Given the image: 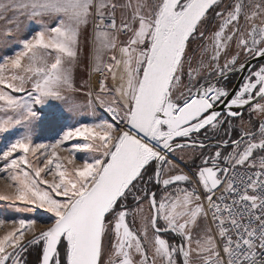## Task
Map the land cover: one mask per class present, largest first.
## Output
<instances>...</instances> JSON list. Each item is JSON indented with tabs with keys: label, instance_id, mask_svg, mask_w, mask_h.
<instances>
[{
	"label": "snow or ice",
	"instance_id": "1",
	"mask_svg": "<svg viewBox=\"0 0 264 264\" xmlns=\"http://www.w3.org/2000/svg\"><path fill=\"white\" fill-rule=\"evenodd\" d=\"M0 49V201L47 220L0 264H264V0H0ZM52 100L92 122L35 143Z\"/></svg>",
	"mask_w": 264,
	"mask_h": 264
},
{
	"label": "rangeland",
	"instance_id": "2",
	"mask_svg": "<svg viewBox=\"0 0 264 264\" xmlns=\"http://www.w3.org/2000/svg\"><path fill=\"white\" fill-rule=\"evenodd\" d=\"M20 22L22 27H26L30 32L37 30V26L34 22L29 21L28 19H21ZM15 49L13 48L12 51ZM11 54L8 50L0 49V55ZM76 80L77 83H80L82 79L86 78V73L83 70V65H80L76 69ZM76 100L79 103H85V97L83 94H78ZM37 108H43L40 115L43 117L40 120L35 128L33 139L35 143H49L57 139L60 133L69 125L79 122H92L93 117L88 114L86 110H82L79 116L73 117L71 114L67 113L64 106L60 101L52 100L45 106H37ZM96 115L100 118L110 119V116L104 112L102 109L97 108ZM19 129L13 130L11 133H0V150H2L6 144L15 138V135L18 134ZM64 147H70L69 143H66ZM61 155H66L67 153H60ZM86 153L80 152L77 153V160L82 161L86 157ZM3 167L2 162H0V168ZM45 179H51L50 177H45ZM0 191H8L5 187V181L0 179ZM20 218L27 219H37L40 223L38 227H43L46 225L47 220L45 214L42 212L37 213H18L14 208L8 206V202L0 201V219L6 220H15ZM10 225L0 226V235H3ZM31 249L27 255L28 264H36L37 249H35L36 254H32Z\"/></svg>",
	"mask_w": 264,
	"mask_h": 264
},
{
	"label": "flooded vegetation",
	"instance_id": "3",
	"mask_svg": "<svg viewBox=\"0 0 264 264\" xmlns=\"http://www.w3.org/2000/svg\"><path fill=\"white\" fill-rule=\"evenodd\" d=\"M261 63H264V60H253L252 61V64H250L249 65V68H252V67H254V66H256V65H259V64H261ZM249 68H246L244 71H242V72H235L234 74H230L229 76H228V79H227V85H228V87L229 88H234V87H238L239 86V84L242 82V77L244 76V75H247L248 74V70H249ZM243 112H244V120L245 121H247L248 120V109L247 108H245V109H243ZM255 119V118H254ZM235 123L236 124H239V121H235ZM221 131H223V130H221ZM202 135V138H203V134H201ZM213 151L215 150V149H212ZM207 151V150H206ZM32 252V254L33 255H35L36 254V251H35V249L34 250H32L31 251Z\"/></svg>",
	"mask_w": 264,
	"mask_h": 264
},
{
	"label": "crops",
	"instance_id": "4",
	"mask_svg": "<svg viewBox=\"0 0 264 264\" xmlns=\"http://www.w3.org/2000/svg\"><path fill=\"white\" fill-rule=\"evenodd\" d=\"M21 19H27V17L26 16H23V15H21Z\"/></svg>",
	"mask_w": 264,
	"mask_h": 264
},
{
	"label": "built area",
	"instance_id": "5",
	"mask_svg": "<svg viewBox=\"0 0 264 264\" xmlns=\"http://www.w3.org/2000/svg\"><path fill=\"white\" fill-rule=\"evenodd\" d=\"M94 82V81H93Z\"/></svg>",
	"mask_w": 264,
	"mask_h": 264
}]
</instances>
